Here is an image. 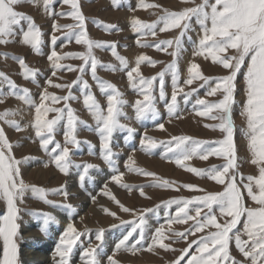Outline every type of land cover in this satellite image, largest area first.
<instances>
[{
  "label": "rangeland",
  "instance_id": "obj_1",
  "mask_svg": "<svg viewBox=\"0 0 264 264\" xmlns=\"http://www.w3.org/2000/svg\"><path fill=\"white\" fill-rule=\"evenodd\" d=\"M78 2L85 18L87 38L104 45L114 44L116 53L124 57L128 62V67L121 69L120 62L112 54V48L94 47L92 49L93 55L101 65L115 67L116 70L111 71L98 65L97 76L101 80L113 84L121 94L117 99L126 102L122 107V111L128 118L120 117V123L135 129V132L130 140L127 139V132L125 131L117 130L113 133L110 146L113 152L117 154L114 159L118 171H111L101 156V140L96 131L97 124L93 115L84 104V97L81 92L82 84H73L79 76L83 75V80L90 85L92 95L104 110L105 115L107 114V96L102 94L99 85L92 78L90 62L89 65H85L88 71L82 74L79 71L80 66L84 64L81 59H61L58 62L64 67L58 70H54L52 62L48 60V55L52 51L51 37L53 34L58 37L55 51L60 56L84 53L87 50L86 45L77 44L74 38L71 40L66 38L69 33L78 34L80 31L78 28L61 27L59 31L53 33L52 26L54 21L61 26L76 25L78 23L70 15H59V13H70L72 11L71 6L63 4L62 0H54L49 11L55 15H49L48 12L44 11L43 0H38L35 4L29 2L18 5L16 10L30 16L42 33L41 52L38 54L30 45L23 44L21 42L22 37L17 29L18 34L13 38L14 42L0 44V71L4 72L18 88L29 89L36 104L40 103L41 93L45 89L47 93L59 97L66 96L71 91V94L77 99L69 100L67 102L68 105L74 110V115L78 118V121H83L91 129L84 127V124H78L76 135L81 143L78 146L67 145L70 149L72 166L69 169V175H64L51 162L49 155H46L41 149L39 140L35 136V130L31 127L35 120V108L28 106L14 96L5 95L3 97L4 102L0 103V113L6 110L16 112L17 115H10L6 119L15 120L24 129L23 131H16L4 119H0V128H3L7 139L13 145L12 155L17 160L25 157L29 158L27 162L19 166L22 179L31 186L44 189L46 193L45 199L52 202L48 204L39 198H33L34 194L30 191L25 194L22 203L17 202L20 209V218L17 221L20 226L19 235L16 238L19 264H25L28 256H34L35 253L32 251H39V249L30 247V242L36 240L43 246L44 251L40 250V252L47 255L48 263L58 264L60 257L57 255L56 249L69 224H72L79 233H82L71 253L70 264H86V259L82 258L83 253L99 243L95 240V235L100 229L104 230L103 248L100 250L101 264H107L108 256H113L119 264H172L181 255V250L187 248L189 243L194 240L198 241L201 237L207 236L210 232L216 231V229L209 227L205 228L203 232L195 233V235L189 234L187 241L173 242L165 239L164 243L171 244V248L175 249V251H165L158 247L153 251H148L147 247L151 243V238L156 228H162L167 237L171 234L169 228L172 231H185L190 229L194 223L193 221H188L187 224L174 223L169 226L168 219L175 216L179 205H168V202L171 200H191L207 193H219L224 190V185H219L206 177L197 176L187 171L186 168L177 165L173 153L167 151L172 137L186 136L190 137L191 141L208 142L205 147L209 145L215 146V141L223 138V134L219 130H214L211 127L219 121L211 119L210 116L198 115L197 113L203 109L195 103L197 99H205L210 103L215 102L222 98L221 94L217 93L215 96H207L208 86L201 87L202 81L196 80L192 85H186L184 81L189 77L188 68L192 63L199 65L202 74L207 77H222L227 75L228 71L223 69L222 66L214 64L210 56L205 58L207 56L206 53L205 55H194L196 49L188 37H191L192 41L198 42L202 38L203 33L195 18H193L190 21L192 30H189L186 36L182 38L183 47L177 60L179 81L175 90L177 91L178 118L177 116L170 117L166 103L170 102L174 91L171 73L169 72L164 76L165 100H161L159 95V74L172 63L174 57L171 52L174 51V47L168 48L167 51H162L157 50L155 45L162 40H175L180 35L181 29L160 32L159 28L163 27L161 23L158 24L155 29L156 35L153 36L147 29H144L142 33L134 32L132 22L139 20L143 23L153 24L158 21L165 10L179 12L194 5L191 2L186 3L185 0H144L145 4L160 6L151 8L140 7V0H121L120 6H114L112 0H78ZM201 2L202 0H195V4H200ZM21 24L24 30H27V22L22 21ZM103 25L114 27L113 30L108 31ZM137 41H139V44ZM4 54H7V56ZM235 54V50L232 49H229L228 53H226V55ZM140 55H146L156 62L154 65L146 61L142 62L139 66L140 76L133 73L134 81L137 83L141 77L144 79L156 78L153 83L152 96L155 98L153 103L160 115L155 121L146 119L140 122L136 119L135 104L137 101L143 102L144 96L140 94L138 88H133V82L129 81L127 72L136 67V60ZM14 57L23 58L28 68L38 70L37 80L39 86L33 83L31 79L24 78L22 75L23 69ZM247 63L248 60L246 59L236 82L235 103L232 108L234 142L237 150L238 172L245 177L248 175L258 177V167L250 163L252 154L248 147V137L245 135L247 118L243 115L246 104L244 73ZM68 66L75 70H68ZM53 71H55V75H53ZM48 79L52 80L53 85L71 84L72 88L69 90L67 88L61 89L49 86L46 84ZM181 88L183 89L182 92L180 91ZM193 89L196 91H193ZM0 90L7 94L10 88L8 84L0 83ZM189 93L191 95L185 101L184 97ZM45 105L53 108H64L65 102L61 100L53 104L51 100H47ZM117 106L120 107V105ZM55 116V112H49L46 118L53 119ZM161 123L164 124V129L158 127ZM65 128L66 115L64 120L58 125L54 135L55 141L62 146L65 144ZM144 136L157 142V147L150 150V152H146L141 148V140ZM90 145L92 146L91 151ZM50 147L52 146L50 145ZM5 151L7 154V150ZM91 152H94V154H91ZM129 157L132 158L134 164L129 161ZM184 163L188 167L208 169L212 166L221 167L226 161L224 158L216 156H210L207 160H202L199 155H196L190 160L184 161ZM85 164H91L95 167L89 171V176L85 178L84 186L81 187L79 174L82 173L83 165ZM75 165L81 166L79 171ZM126 165L143 169L145 172H152L160 180L172 182L173 187L157 188L148 186L154 182L153 177L129 171ZM119 173H123V176L120 182L117 183L111 177ZM244 182L246 183L247 181L245 180ZM121 184L132 186L131 190L121 187ZM183 185H193L195 188L188 189L183 187ZM140 186H144L146 194L144 197L139 194ZM61 188H66L67 198L63 194H52L54 190ZM199 189H203V191ZM105 193L108 194L106 195ZM36 195L38 196L39 194ZM111 196H114L119 201V204L111 199ZM244 202L246 207H258L246 194ZM65 204H71L74 207V211L70 212L67 208L52 206ZM120 205L132 211L124 212L121 210ZM190 208L192 209L190 214L195 215V205H190ZM105 209L115 213L116 216L113 217L107 214L104 211ZM145 209H151L152 211L144 213ZM5 211L6 204L3 200H0V215H3ZM206 211L207 209H204V212ZM31 213H36L37 215H32ZM40 213L50 214L55 217V222L49 223L46 233L40 230L43 226V217L39 215ZM142 213L146 216L148 224L145 240L141 245L142 250L134 254L123 250L115 252L116 243L131 229L133 226L131 222L136 220ZM215 214L220 223L230 219L221 217L218 210H215ZM245 219L246 217H241V221L234 232L239 230L242 234L241 238L247 241V235L243 234ZM121 221L128 223H121ZM114 225L115 227H113ZM197 246V244H192L189 253H195ZM2 247L3 242L0 240V258H2ZM229 250L236 261H241L243 264H251V261L245 260L237 250L234 239L230 241ZM187 258L185 257L181 264H186Z\"/></svg>",
  "mask_w": 264,
  "mask_h": 264
},
{
  "label": "snow or ice",
  "instance_id": "obj_2",
  "mask_svg": "<svg viewBox=\"0 0 264 264\" xmlns=\"http://www.w3.org/2000/svg\"><path fill=\"white\" fill-rule=\"evenodd\" d=\"M37 3L38 0H0V44H8L14 42L13 38L18 34L22 37V43L30 45L36 53L41 52V45L43 43L42 33L39 27L35 24L32 18L22 12L16 10L18 5L24 3ZM54 0H43V8L49 15H55L49 10ZM191 2L194 6L187 7L179 12L167 11L159 17L158 21L153 24H147L134 20L132 22L133 31L142 33L147 29L153 36L156 35L155 29L158 24L163 25L159 28L160 32L171 29H181L180 35L175 40H162L155 45L157 50L167 51L168 48L174 47L171 55L174 57L171 64L159 74V95L161 100H165L164 91V76L171 73L172 84L174 91L170 102L166 103L168 115L177 116L178 118V101L177 91L179 81L178 71V56L182 51V38L186 36L191 29L190 21L195 18L199 25L203 36L196 41H189L193 44L196 51L194 55H205V58L211 57L214 64L220 65L223 69L228 71L227 75L222 77H207L202 74L199 65L192 63L188 68L189 77L184 81L186 85H192L194 81L200 80L203 83L201 87L207 85V96H215L217 93L221 94L219 100L215 102H207L205 99H197L196 105L202 107V111L197 114L200 116H210L211 119L219 121L211 127L214 130H219L223 134V138L215 141V146H207L208 142L191 141L190 137H172L169 141L167 151L173 153L175 163L187 171L196 174L200 177H206L216 182L219 185H224V190L219 193H207L191 200H171L168 205H179L174 217L168 219L169 226L177 224H187L188 221H193L190 229L185 231H172L169 236H165L162 228H156L155 233L151 238V243L147 250L153 251L157 247L165 251H175L171 248V244L164 243L165 239L176 241H187L188 235H195L197 232H203L205 228L213 227L216 231L210 232L207 236L201 237L198 241L194 240L189 243L188 247L181 250V255L172 262V264H181V261L187 258L186 264H243L241 261H236L231 256L229 245L230 241L234 239L237 250L242 254L245 260H250L251 264H264V0H202L200 4H195V0H185ZM63 4L71 6L70 13H59V15H70L78 23L76 25H58L53 22V33L63 28H78V34L69 33L66 35L68 40L75 39L77 44L86 45V52L77 54H68L67 56H60L55 51V45L58 37L53 34L51 37L52 51L48 55V60L52 62L54 70L61 69L62 66L58 61L67 58L81 59L84 64L80 66L79 71L83 74L88 69L85 65H89L92 78L97 82L102 94L107 96L108 106L107 114L101 108L98 101L90 91V85L83 80V75L79 76L77 81L73 84H82L81 92L84 97V104L89 112L93 115L101 140V156L109 169L117 172L116 153L113 152L111 145L113 133L117 130L127 132V139H131L134 135L135 129L120 123V117L127 119L128 117L122 111L123 105L126 103L117 98L121 95L116 87L108 82L101 80L97 76V66L99 65L106 70L115 71V67L111 65H101L100 62L93 55L92 49L94 47H110L112 54L120 62L121 69L128 67V62L124 57L119 56L115 51V45H104L94 42L87 38L85 29V18L81 11V5L78 0H62ZM114 6H120L121 0H112ZM140 7L151 8L160 7L159 5L145 4L144 0H140ZM27 22V30H24L21 22ZM106 30H113L114 26L103 25ZM139 44V41H137ZM146 46V45H141ZM229 49L235 50V55H226ZM7 56V54H4ZM23 69L22 75L26 79H31L33 83L39 86L37 75L38 70L30 69L26 66L23 58L14 57ZM248 60L244 78L246 81V104L243 115L247 118V128L245 135L248 137V147L251 150L252 159L251 164L258 167V177L248 175L247 177L238 172L237 166V150L234 142V123L232 118V108L235 103V92L237 76L241 73L242 67ZM155 64L146 55H140L136 60V67H133L127 72V77L130 82H133V88H138L141 95L144 96V101H137L135 104V113L137 121H144L151 119L155 121L159 118V111L156 109L152 96V88L155 77L151 79L140 78L138 83L134 81L133 73L140 76L139 66L142 62ZM68 70H75L68 66ZM53 71V75H55ZM0 83L8 84L10 91L5 94L0 90V103H3L5 95H11L23 101L30 107L35 108V120L31 127L35 130V136L39 140L41 149L46 155H49L50 160L55 167L64 175H69V169L72 166L70 160V149L67 145L78 146L81 142L77 139L78 124H84L83 121H78L74 115V110L68 105L71 99L77 97L71 94L66 96H56L47 93L46 89L41 93L40 103L32 99L30 90L27 88H18V86L2 71H0ZM49 86L57 88L71 89V84H56L53 85L51 79L46 80ZM214 85V86H213ZM110 90V91H109ZM182 92L183 89L181 88ZM193 91H196L193 89ZM186 94L184 99L187 101ZM51 100L53 104L63 100L65 102L64 108L47 107L45 101ZM117 105H120L118 107ZM66 110V113H65ZM49 112H55L56 116L53 119H47ZM215 113V114H213ZM17 115L16 112L6 110L0 113V119H4L10 127L16 131H23L21 124L15 120H7L8 116ZM66 115V128L64 131L65 144L62 146L55 141V131ZM84 127L90 126L84 124ZM160 129H164V124H159ZM91 130V129H90ZM50 145L52 147H50ZM188 145V146H186ZM157 142L152 138L144 136L141 140V148L146 152L155 149ZM13 145L7 139V136L0 128V200L6 204V211L0 215V240L3 242L2 258L0 264H19L18 245L16 238L19 235V207L18 201L23 202L25 194L32 192L33 198H39L45 203L51 204V201L45 199L46 193L44 189L31 186L24 182L21 176L20 165L27 162L28 157L20 160L15 159L12 155ZM92 146L90 145V151ZM7 150V154L6 151ZM94 154V152H91ZM199 155L202 160H207L210 156L222 157L226 163L221 167L212 166L208 169H197L195 167H188L184 161L190 160L193 156ZM129 161L132 158L129 157ZM134 164V161H132ZM47 166V165H45ZM79 171L81 166L75 165ZM95 166L91 164L83 165L82 173L79 174V181L81 187L84 186L85 178L89 176V171ZM129 171L142 173L143 175L154 178L151 187L170 188L173 187L172 182L168 180H160L152 172H145L143 169L126 165ZM98 170V169H97ZM123 173L113 175L111 179L117 183L120 182ZM90 179V177H89ZM247 181L246 183L244 181ZM123 188L131 190L130 185L121 184ZM106 187V186H105ZM188 189H194L193 185H183ZM178 190V189H177ZM203 191V189H199ZM36 194H39L38 196ZM52 194H63L67 198L68 193L66 188L54 190ZM106 195L108 193H105ZM139 194L144 197V186H140ZM245 194L258 207L245 206ZM117 204L119 201L114 196L110 197ZM94 199V198H93ZM190 205H195V215L190 214L192 209ZM54 207H64L70 212L74 211L71 204L52 205ZM167 206V205H166ZM124 212H131L132 210L120 205ZM204 209H207L204 212ZM215 210H218L221 217H228L224 223L218 222ZM107 214L115 217L116 214L110 212L108 209L104 210ZM152 211L145 209L144 213ZM203 213V215H202ZM37 215L36 213H31ZM43 217V226L41 231H47L50 222H55V217L40 213ZM241 217H246L244 221L243 234L247 235L248 240L241 238V232L237 229V225L241 221ZM118 219V217H117ZM121 223H128L121 221ZM131 229L123 235V237L116 243L115 252L121 250L125 252H132L142 250L141 245L145 240V233L148 229L146 216L142 213L136 220L132 221ZM115 227V225L113 226ZM135 234V235H134ZM82 233H79L72 224L68 225L67 231L62 236L59 245L56 249L57 255L60 257L58 264H70L71 253L74 246L79 241ZM104 230L100 229L95 235V240L99 243L95 247H90L85 250L82 258L86 259V264H101L100 255L103 248ZM192 244H197L195 253L190 254L189 249ZM107 264H119L113 256L107 257Z\"/></svg>",
  "mask_w": 264,
  "mask_h": 264
},
{
  "label": "bare ground",
  "instance_id": "obj_3",
  "mask_svg": "<svg viewBox=\"0 0 264 264\" xmlns=\"http://www.w3.org/2000/svg\"><path fill=\"white\" fill-rule=\"evenodd\" d=\"M45 246H46V244H45ZM30 247L39 249V251H36V250L32 251L33 253H35L34 256H32L33 258L28 256V259H27L25 264H49L48 259H47V255H44L42 252H40V250L44 251V249L42 248L43 246L40 245V242H38V240H36L34 242H30ZM34 258H36V259H34Z\"/></svg>",
  "mask_w": 264,
  "mask_h": 264
}]
</instances>
